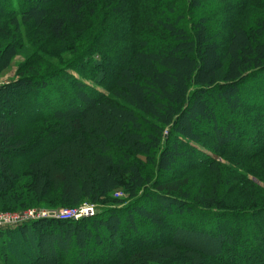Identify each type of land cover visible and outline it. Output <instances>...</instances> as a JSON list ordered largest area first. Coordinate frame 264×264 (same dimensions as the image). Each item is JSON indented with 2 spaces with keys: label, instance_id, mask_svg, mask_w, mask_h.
Here are the masks:
<instances>
[{
  "label": "trees",
  "instance_id": "16d2710c",
  "mask_svg": "<svg viewBox=\"0 0 264 264\" xmlns=\"http://www.w3.org/2000/svg\"><path fill=\"white\" fill-rule=\"evenodd\" d=\"M248 1L261 11L262 22L232 27L224 40L204 0H0V35L6 38L0 55L10 50L4 55L8 68L24 47L23 27L39 31L40 46L47 47L67 45L71 28L89 26L106 5L109 22L126 23L123 32L103 35L111 50L108 62L96 64L98 84L107 77L108 65L115 69L114 99L77 82L75 98L61 102L62 109L52 115L55 121L46 122L42 114L48 101H39L35 92L60 94L58 72L49 80L28 77L0 85V214L76 210L86 204L100 209L80 221L47 218L0 228V264H207L222 259L223 264H264L263 250L254 260L230 258L234 236L224 233L222 223L231 217L237 227L243 215L262 223L264 206L253 195L256 190L242 192L252 209L242 213L217 186L195 197L180 186L193 161L207 163L209 174L222 183L216 158L227 150L250 156L236 126L219 121V109L241 116L248 109L243 85L261 84L264 78V0ZM69 49L75 50L73 43ZM22 96L35 97L36 120L44 123L31 137L12 122L14 112L5 113L6 103L12 97L19 103ZM46 135L62 141L16 174L12 157H27L32 138ZM153 171L163 177L162 185L154 183ZM151 185L152 192L138 200ZM121 194L126 198H117ZM201 215V229L184 223ZM171 223L178 224L162 242V230Z\"/></svg>",
  "mask_w": 264,
  "mask_h": 264
},
{
  "label": "rangeland",
  "instance_id": "374dc122",
  "mask_svg": "<svg viewBox=\"0 0 264 264\" xmlns=\"http://www.w3.org/2000/svg\"><path fill=\"white\" fill-rule=\"evenodd\" d=\"M189 1L190 0H186V3H189ZM203 4L209 8L210 14L214 18L213 27L216 32L222 34L224 40L228 37L232 27L237 25H242L243 27L256 25L263 20L261 11L253 6V4H250L248 0H204ZM96 6H98V4ZM96 12L97 15L92 18L89 26H75L71 28L67 45L50 44L47 47L46 45L41 47L39 42L42 41V39H40L41 36L39 31L32 26H28L22 29L21 39L24 47L17 52V56L12 60L9 68L7 67L4 55L9 54L10 50L0 55V85L13 83L28 77H38L41 78V81L49 80L54 73L58 72L57 75L61 77V82L59 83L61 88L60 94L43 92L40 96L38 91L35 92L39 101L47 100V106H50L43 110L42 115H44V119H47L46 122L55 121L52 115L53 112L62 109L61 102L64 101V104H66L75 98L78 92L75 88L77 82H84L88 86L99 88V90H102L109 97L114 99L112 91L114 89L113 74L115 69L108 65L106 68L107 77L103 83L98 84L95 81L99 73L96 64L102 60L108 62L106 56L109 53L108 50H111V47L107 46V44L102 41L101 38H103V35L106 34L108 36V34H112L115 30H117L118 33L123 32L124 30H121V28L124 27L126 23L120 24L121 22L119 20L114 23L109 22L107 19V5L106 7L104 6V9H101V11L98 12L96 10ZM4 41H6V38L0 35V51L2 48L1 44ZM71 43H73L75 50L69 49ZM259 80L260 79H258V81ZM39 83L41 86V82ZM91 91L94 90L92 89ZM242 92L248 109L244 110L241 116L236 117H232L226 114L223 109H219V121L221 125L232 123L236 126L239 132V142L243 146H246L249 153L245 154H250V156L246 157L245 155L244 158H240L237 154H234L232 150H227L223 156L216 158V161L222 166V183L217 182L216 179L209 174L207 171V163L204 162L203 164V162L193 161L195 167L189 169L191 173L186 177H182L180 186L187 187L188 192H191L194 197L207 196L217 186L219 193L228 198L231 202L234 211L247 213L252 209L249 207L250 205L248 206V204L243 201L244 195L242 192L245 190L248 192L253 191V189L256 190L253 195L259 198L260 206H264V152H259V148L264 142V78L261 84L255 83L253 80L246 81L242 87ZM23 97L24 96L19 98V103L17 97H12L13 99L9 100L5 105V113L14 112L15 114L12 117V122L17 124L23 135H29V137H31L38 130L44 129V123L36 120L37 111L34 108L35 97L24 100ZM115 101L117 102V100ZM20 109L21 111H19ZM33 115L34 119H32ZM32 139L33 142L31 143L29 155L27 154V157L20 155L12 157L11 162L13 171L16 174L24 172L34 156H38L43 151L51 149L62 141V137L52 140L47 137V135L42 140L40 138ZM210 144H213L212 140H210ZM34 145L40 148H32ZM153 179L154 183L157 182L158 185H162L164 181L163 177L158 175L155 171H153ZM166 182L170 181L167 179ZM151 188L152 185L143 189L138 195V200H142L144 196L151 193ZM117 198L125 199L126 197L121 194ZM132 202L134 201H128V203ZM48 203L51 202L48 201ZM87 206L92 205L87 204ZM94 209L95 215L100 212L99 208L94 207ZM35 211L55 215L60 212L61 209L46 207ZM8 214L15 215L13 213ZM203 216L204 215H201L197 220L193 219L188 223H184L192 228L201 229L203 225L202 220L204 219ZM243 216L245 217L244 219H234V221L236 220V222H239L237 226L239 228L231 222V217L222 218L224 233L229 236H234L235 246L231 250L229 256L233 260L237 258L243 259L244 261L254 260V258L261 257V250L264 252V214L261 215V219H263L262 223L252 221L250 219L251 216ZM63 218L65 217H61V219ZM84 218H80L78 221ZM174 224L176 223H171L169 227L162 230L160 239L162 242L168 241V237L171 233L170 229L173 228ZM255 224L257 231L255 230L251 233L248 227H252ZM225 261L226 259H222L220 262L208 261L207 264H223ZM173 264L188 263L181 261Z\"/></svg>",
  "mask_w": 264,
  "mask_h": 264
},
{
  "label": "built area",
  "instance_id": "2783aa9c",
  "mask_svg": "<svg viewBox=\"0 0 264 264\" xmlns=\"http://www.w3.org/2000/svg\"><path fill=\"white\" fill-rule=\"evenodd\" d=\"M93 206L84 205L76 210H61L60 212L54 214H44L37 212L35 210H29L22 213H13L15 215H11L8 213L0 214V228L2 229H15L26 223L32 221H38L42 219H58L63 221H78L80 218L84 217H93L95 215ZM8 214V215H7ZM61 217H65L61 219Z\"/></svg>",
  "mask_w": 264,
  "mask_h": 264
}]
</instances>
